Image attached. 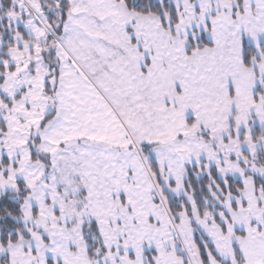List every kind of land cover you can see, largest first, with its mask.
I'll list each match as a JSON object with an SVG mask.
<instances>
[{
    "label": "snow or ice",
    "instance_id": "snow-or-ice-1",
    "mask_svg": "<svg viewBox=\"0 0 264 264\" xmlns=\"http://www.w3.org/2000/svg\"><path fill=\"white\" fill-rule=\"evenodd\" d=\"M0 264H264V0H0Z\"/></svg>",
    "mask_w": 264,
    "mask_h": 264
}]
</instances>
